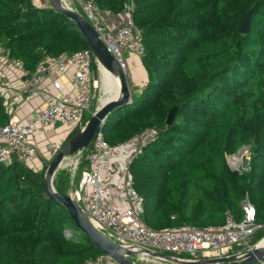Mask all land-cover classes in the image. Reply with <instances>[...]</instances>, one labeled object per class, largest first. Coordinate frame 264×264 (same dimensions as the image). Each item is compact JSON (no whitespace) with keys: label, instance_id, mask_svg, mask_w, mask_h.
<instances>
[{"label":"trees","instance_id":"1","mask_svg":"<svg viewBox=\"0 0 264 264\" xmlns=\"http://www.w3.org/2000/svg\"><path fill=\"white\" fill-rule=\"evenodd\" d=\"M130 1L95 0L115 15ZM134 2L148 79L108 116L102 131L117 144L146 127L157 130L131 164L134 186L144 199L142 219L158 229L220 225L227 211L242 219L248 195L261 225L250 241L255 245L264 229V0ZM252 7L244 34L241 27ZM0 45L30 73L47 54L89 48L67 16L32 0H0ZM176 73L188 86L179 85ZM152 110L157 116L146 118ZM8 119L0 95V123ZM244 145L253 150L252 170L239 174L227 155ZM81 163L83 168L85 159ZM44 174L18 161L0 163V264H84L103 254L48 195ZM240 250L246 251L235 248Z\"/></svg>","mask_w":264,"mask_h":264},{"label":"built area","instance_id":"2","mask_svg":"<svg viewBox=\"0 0 264 264\" xmlns=\"http://www.w3.org/2000/svg\"><path fill=\"white\" fill-rule=\"evenodd\" d=\"M67 2L63 0L65 6L78 10L93 25L123 74H127L129 57H140L145 52L143 31L133 16L136 8L134 0L120 13L124 18L119 25L107 21L115 14L101 9L95 0H71L74 6ZM94 59L90 48L75 53L47 54L30 73L23 60L11 58V49L0 45V65L9 60L13 71L24 77L21 83L23 94L27 98H34L40 93L48 94L43 106L34 111L32 119L22 123L16 117L17 95L4 81V73L0 69V95L9 118L7 123H0V163L8 165L18 161L37 169L39 148L30 141L34 134L50 132L58 126L66 127L70 132L85 126L87 115L96 110L94 100L98 80L94 73ZM69 70H72L73 92L55 94L49 85L43 84L46 73L64 74ZM156 136L154 127H146L131 138L112 144L101 130L90 150L76 153L77 163L85 159L86 164L82 168L78 188L71 196L90 220L117 243L137 251V254L129 256L133 261L136 256L139 260H165L141 249L169 253L187 260L242 253V250L235 251L237 246L251 249L250 238L261 225L257 223V210L248 195L243 200L242 219L227 211L225 221L220 225L197 227L183 224L158 229L143 221L144 199L134 186L131 164ZM65 141L61 138L49 142L52 159L61 151ZM65 234L70 236L71 231H65ZM84 264L120 263L103 253ZM133 264H136L135 261Z\"/></svg>","mask_w":264,"mask_h":264},{"label":"water","instance_id":"3","mask_svg":"<svg viewBox=\"0 0 264 264\" xmlns=\"http://www.w3.org/2000/svg\"><path fill=\"white\" fill-rule=\"evenodd\" d=\"M50 2L56 10L67 16L79 29L87 45L91 49L98 66L120 77L121 95L98 106L94 113L88 118L85 126L79 129L72 138L65 141L61 151L50 161L44 174L45 187L48 195L54 197L66 209L76 227L86 234L102 253L110 256L120 264H133L134 261L129 256L137 254V251L126 248L107 236L90 220L89 216L82 210L71 194L59 192L54 185L55 176L66 158L89 149L96 135L105 126L108 116L116 108L128 104L131 101L132 93L115 57L108 50L99 33L86 17L78 10L65 6L63 0H50ZM253 11L254 9H251L245 16V21L241 27V32L244 34H247L250 30ZM173 118L174 112L171 111L167 120L168 125L172 123ZM141 251L151 256L160 257L178 264H256L264 258V246H260L259 243L242 253L226 257L199 260L181 259L167 253L149 249H141Z\"/></svg>","mask_w":264,"mask_h":264},{"label":"rangeland","instance_id":"4","mask_svg":"<svg viewBox=\"0 0 264 264\" xmlns=\"http://www.w3.org/2000/svg\"><path fill=\"white\" fill-rule=\"evenodd\" d=\"M32 1L35 4L36 3L39 4L42 1L47 2L50 0H32ZM68 2L72 6H74V4H72L71 0H68ZM251 9H255V7H252ZM250 27H251V25H250ZM132 64L134 66L136 65L135 68H134V66H132ZM132 64H131V62L129 63L128 72H127V74H124V76L127 80L129 89L131 90V93L133 94L135 89H137L138 87H141L142 82H144L143 80L146 79V81H147L148 72L142 63L141 56L139 58H137L136 61H133ZM133 71H135V80H134ZM95 73H96V79L98 80V86H97V91H96L97 97L94 100V108L96 109L98 106L101 105V99L107 97L108 95L105 93V90L103 88L104 78L101 76V71L98 67V64L95 67ZM176 77L179 81V85H182L183 87H186V85L188 86V84H189L188 80L186 79V77H184V75L181 74L178 76V74L176 73ZM119 93H120V87H119V89L117 88L113 94L119 95ZM176 110H177V108L175 107L173 109V112L175 113ZM157 112H158L157 110L150 111L146 115V118H148V119L155 118L157 116ZM90 116H91V114L87 115L86 119H88ZM58 128H59V126H58ZM47 134H48L49 142H51L52 136H54L55 133L52 131V132H48ZM47 144H49V143L47 142ZM252 157H253V150L251 148V145L250 146L244 145L238 151H236L234 153H230L227 155L228 164H229L230 168L234 172H237L239 174L249 173L252 170V163H253ZM77 158L78 157L76 156V154L69 156L65 160L64 163L69 162V163H71V165L63 164V166L58 170V172L55 176V179H54L55 188L62 190L67 194H71L72 192L76 191V189L78 188V183L80 181V176H81L83 165L81 163L82 160H80V162L77 163L76 168H74L73 165L75 164V161L77 160ZM51 160H52V156H51L49 150L46 149V152L39 151V156H38V159L36 161V164H37L36 168L41 169V170H45V172H46ZM72 234L73 233L71 231L70 237L72 236ZM261 235H263V236L260 239V241L264 237V229H262ZM251 238H250V240H251ZM263 241H264V239L262 240V242ZM259 242H257V243H259ZM255 245H252V247H254ZM167 254H169V253H167ZM134 261L136 264H178V263L168 261V260H158V261H154V259L139 260L137 256L134 257ZM225 264H229V263H225Z\"/></svg>","mask_w":264,"mask_h":264},{"label":"crops","instance_id":"5","mask_svg":"<svg viewBox=\"0 0 264 264\" xmlns=\"http://www.w3.org/2000/svg\"><path fill=\"white\" fill-rule=\"evenodd\" d=\"M37 5L49 6L51 5V2L42 1ZM114 16L113 18L109 17L107 21H113L116 25H119V23L123 20L124 16L122 14H118ZM137 58L139 57L138 56L129 57V63L131 62L132 64L133 61L137 60ZM0 66H1L0 69L4 73V81L7 83V85H9L11 88L14 89L17 95L15 99L16 117L22 123H26L32 119L34 111L43 106L46 98L48 97V94L40 93L34 98H27L23 94L21 88L22 79L24 77L13 71L12 64L9 60L3 61V63ZM132 66L134 65L132 64ZM71 74H72V70H69L67 73L64 74H57L54 71H50L45 74L43 84L49 85L51 87L52 93L55 94L65 91L73 92L74 90L71 83ZM133 74L135 80V71H133ZM101 76L104 78L103 88L105 90V93L108 95L107 97L101 99V103H105L111 98L118 97V94L114 95L113 93L116 91L117 88L119 89L120 81L112 73L106 71L103 68L101 69ZM143 81L144 82H142L141 87L135 89L134 92L139 91L146 84V79ZM52 131L55 133L54 136H52V140H57L61 138L66 139L70 132L69 129L63 126H59V128L58 127L54 128V130ZM47 133L48 132H37L30 139L31 142H34L38 145L39 151L46 152V149L48 150L47 142L49 143V138Z\"/></svg>","mask_w":264,"mask_h":264},{"label":"bare ground","instance_id":"6","mask_svg":"<svg viewBox=\"0 0 264 264\" xmlns=\"http://www.w3.org/2000/svg\"><path fill=\"white\" fill-rule=\"evenodd\" d=\"M67 3H69V2H67ZM101 69H102V67L100 68V71H101ZM104 69V68H103ZM106 70V69H105ZM106 71H108V70H106ZM109 72V71H108ZM111 73V72H110ZM113 74V73H112ZM114 75V74H113ZM119 81H120V93H119V95H118V97L121 95V80H120V77H118V76H116V75H114ZM115 98H117V97H115ZM115 98H111V99H115ZM110 100V99H109ZM102 104V103H101ZM63 164H66V165H71V163H69V162H66V163H63ZM76 165H77V160L75 161V164L73 165L74 166V168H76ZM63 166V165H62ZM264 239V238H263ZM262 239V240H263ZM262 240L259 242V245L260 246H264V241L262 242ZM262 242V243H261Z\"/></svg>","mask_w":264,"mask_h":264}]
</instances>
